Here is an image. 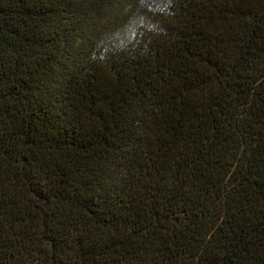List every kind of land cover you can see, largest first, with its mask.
<instances>
[{
    "label": "trees",
    "instance_id": "16d2710c",
    "mask_svg": "<svg viewBox=\"0 0 264 264\" xmlns=\"http://www.w3.org/2000/svg\"><path fill=\"white\" fill-rule=\"evenodd\" d=\"M0 264H264V0H0Z\"/></svg>",
    "mask_w": 264,
    "mask_h": 264
}]
</instances>
